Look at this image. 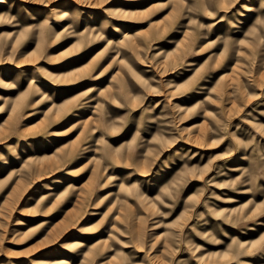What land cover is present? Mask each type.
Listing matches in <instances>:
<instances>
[{
    "label": "rangeland",
    "instance_id": "1",
    "mask_svg": "<svg viewBox=\"0 0 264 264\" xmlns=\"http://www.w3.org/2000/svg\"><path fill=\"white\" fill-rule=\"evenodd\" d=\"M41 259L264 264V0L0 1V264Z\"/></svg>",
    "mask_w": 264,
    "mask_h": 264
},
{
    "label": "bare ground",
    "instance_id": "2",
    "mask_svg": "<svg viewBox=\"0 0 264 264\" xmlns=\"http://www.w3.org/2000/svg\"><path fill=\"white\" fill-rule=\"evenodd\" d=\"M1 1V0H0ZM64 11L62 10V12H61V14L63 13ZM68 27V25L67 26H65V28H67ZM64 28V29H65ZM119 31H121V28H119ZM1 82L2 83H7V82H9V81H7V80H5V79H1ZM102 239H99V241H101ZM53 262H55V260H50V259H41L40 260V263L41 264H55V263H53ZM4 264V263H3Z\"/></svg>",
    "mask_w": 264,
    "mask_h": 264
}]
</instances>
